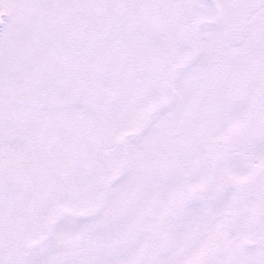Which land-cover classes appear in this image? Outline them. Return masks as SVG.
<instances>
[{
  "label": "snow or ice",
  "instance_id": "1",
  "mask_svg": "<svg viewBox=\"0 0 264 264\" xmlns=\"http://www.w3.org/2000/svg\"><path fill=\"white\" fill-rule=\"evenodd\" d=\"M0 264H264V0H0Z\"/></svg>",
  "mask_w": 264,
  "mask_h": 264
}]
</instances>
